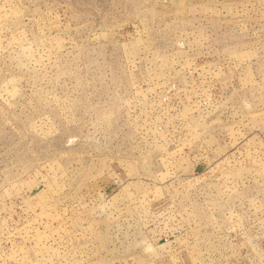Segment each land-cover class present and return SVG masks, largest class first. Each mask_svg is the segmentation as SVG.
I'll use <instances>...</instances> for the list:
<instances>
[{
    "label": "rangeland",
    "instance_id": "rangeland-1",
    "mask_svg": "<svg viewBox=\"0 0 264 264\" xmlns=\"http://www.w3.org/2000/svg\"><path fill=\"white\" fill-rule=\"evenodd\" d=\"M0 264H264V0H0Z\"/></svg>",
    "mask_w": 264,
    "mask_h": 264
}]
</instances>
